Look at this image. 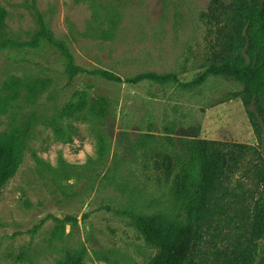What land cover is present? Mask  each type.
I'll return each instance as SVG.
<instances>
[{
  "label": "rangeland",
  "instance_id": "obj_1",
  "mask_svg": "<svg viewBox=\"0 0 264 264\" xmlns=\"http://www.w3.org/2000/svg\"><path fill=\"white\" fill-rule=\"evenodd\" d=\"M29 1L84 69L72 81L58 45L34 44L40 25ZM209 2L0 0V150L27 133L0 188V264H58L83 246L85 264H148L155 249L133 214L177 210L154 152L183 137L264 146L242 85L201 81ZM99 69L123 80L172 77L130 84ZM261 105L264 125V97ZM259 250L262 263L264 238Z\"/></svg>",
  "mask_w": 264,
  "mask_h": 264
},
{
  "label": "trees",
  "instance_id": "obj_2",
  "mask_svg": "<svg viewBox=\"0 0 264 264\" xmlns=\"http://www.w3.org/2000/svg\"><path fill=\"white\" fill-rule=\"evenodd\" d=\"M29 8L40 25L34 44L44 39L58 45L68 60L65 71L72 81L84 69L63 42L52 38L35 1H29ZM202 17L213 37L201 81L212 74L241 84L238 96L255 135L264 142V0H210ZM98 72L108 80L130 84L145 79L166 82L172 77L142 72L123 80L108 70ZM26 136L24 132L0 150V188L17 170V152ZM179 141L154 152L155 168L170 183L177 210L133 214L137 230L155 249L148 264H264V257L262 263L258 261L264 238V146L199 137ZM85 251L83 246L58 264H85Z\"/></svg>",
  "mask_w": 264,
  "mask_h": 264
}]
</instances>
